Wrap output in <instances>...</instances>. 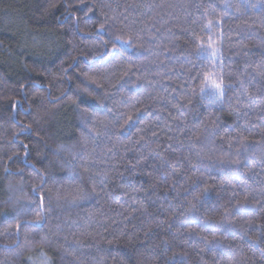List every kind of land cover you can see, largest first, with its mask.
Masks as SVG:
<instances>
[{
	"label": "trees",
	"instance_id": "obj_1",
	"mask_svg": "<svg viewBox=\"0 0 264 264\" xmlns=\"http://www.w3.org/2000/svg\"><path fill=\"white\" fill-rule=\"evenodd\" d=\"M45 257L264 264V0H0V264Z\"/></svg>",
	"mask_w": 264,
	"mask_h": 264
},
{
	"label": "snow or ice",
	"instance_id": "obj_2",
	"mask_svg": "<svg viewBox=\"0 0 264 264\" xmlns=\"http://www.w3.org/2000/svg\"><path fill=\"white\" fill-rule=\"evenodd\" d=\"M197 52L199 56L208 58L210 63H213L214 69L210 73V78L201 77L203 86L200 88L199 95L202 99L211 98V102L214 104H223L226 95V74L223 72L222 65L220 64L222 58L221 47L209 37L207 43H199L197 45ZM238 102L240 101L238 100ZM57 198L61 197L58 195ZM76 198H79V196L77 195ZM45 264H48L47 257H45Z\"/></svg>",
	"mask_w": 264,
	"mask_h": 264
}]
</instances>
